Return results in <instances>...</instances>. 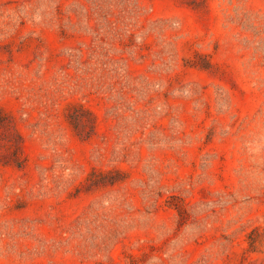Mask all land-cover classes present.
Listing matches in <instances>:
<instances>
[{
  "label": "rangeland",
  "instance_id": "1",
  "mask_svg": "<svg viewBox=\"0 0 264 264\" xmlns=\"http://www.w3.org/2000/svg\"><path fill=\"white\" fill-rule=\"evenodd\" d=\"M0 264H264V0H0Z\"/></svg>",
  "mask_w": 264,
  "mask_h": 264
}]
</instances>
